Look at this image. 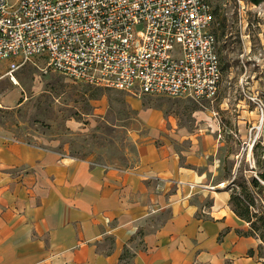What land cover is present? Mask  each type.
Returning a JSON list of instances; mask_svg holds the SVG:
<instances>
[{
  "label": "crops",
  "instance_id": "crops-1",
  "mask_svg": "<svg viewBox=\"0 0 264 264\" xmlns=\"http://www.w3.org/2000/svg\"><path fill=\"white\" fill-rule=\"evenodd\" d=\"M146 119L153 139L130 168L0 131V264H264L231 206L216 136L172 140L162 112Z\"/></svg>",
  "mask_w": 264,
  "mask_h": 264
},
{
  "label": "rangeland",
  "instance_id": "rangeland-1",
  "mask_svg": "<svg viewBox=\"0 0 264 264\" xmlns=\"http://www.w3.org/2000/svg\"><path fill=\"white\" fill-rule=\"evenodd\" d=\"M207 1L215 13L214 33L223 71L215 100L196 103L166 96L135 97L74 81L47 69L40 58L22 65L11 77L10 65L17 61L3 60L0 131L75 158L120 168L132 167L140 146L153 139L146 119L150 111L163 113L161 135L172 140L214 134L220 143L223 176L235 198L242 201V210L249 207V232L261 238L264 255V125L251 133L253 140L257 138L254 149L249 135L250 127L259 125V111L252 116V125L244 124V118L251 115L244 110L245 104H251L250 110L256 107L244 98L257 96L264 102V1Z\"/></svg>",
  "mask_w": 264,
  "mask_h": 264
},
{
  "label": "built area",
  "instance_id": "built-area-1",
  "mask_svg": "<svg viewBox=\"0 0 264 264\" xmlns=\"http://www.w3.org/2000/svg\"><path fill=\"white\" fill-rule=\"evenodd\" d=\"M214 24L207 0H0V61H17L11 77L40 58L87 85L202 103L223 80ZM248 99L260 115L252 133L264 102Z\"/></svg>",
  "mask_w": 264,
  "mask_h": 264
},
{
  "label": "trees",
  "instance_id": "trees-1",
  "mask_svg": "<svg viewBox=\"0 0 264 264\" xmlns=\"http://www.w3.org/2000/svg\"><path fill=\"white\" fill-rule=\"evenodd\" d=\"M251 3H253V4H259V3H261V2H263L264 0H249ZM255 147V146H254ZM254 149V148H253ZM261 176H262V179L264 180V173L263 174H261ZM256 183V182H255ZM257 184V183H256ZM235 201H236V207L234 206V204H235ZM241 205H242V201L239 199V198H235V196H234V194H233V192H232V195H231V206H232V208H233V211H234V213L240 218V219H242L243 221H245V222H249V218H248V216H249V207H247L244 211L242 210V207H241ZM246 234H248V235H253V236H255L253 233H250L249 231L246 233ZM258 239H260L261 240V238H259L258 236H256ZM261 242H262V240H261ZM261 249H263V246L261 245Z\"/></svg>",
  "mask_w": 264,
  "mask_h": 264
}]
</instances>
